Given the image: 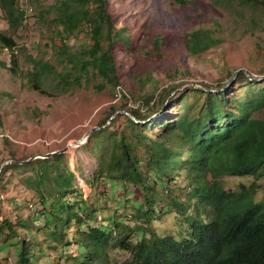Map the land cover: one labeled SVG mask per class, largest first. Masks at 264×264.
I'll use <instances>...</instances> for the list:
<instances>
[{
    "label": "trees",
    "instance_id": "16d2710c",
    "mask_svg": "<svg viewBox=\"0 0 264 264\" xmlns=\"http://www.w3.org/2000/svg\"><path fill=\"white\" fill-rule=\"evenodd\" d=\"M222 1L250 12V21L264 29V0ZM0 10L7 24L5 31L0 30V48L10 50L17 67L9 68L4 61L1 65L20 76L15 36L26 21V12L19 0H0ZM49 15V47L58 58L49 62L30 56L33 68L25 74L29 81L42 89L40 82L52 74L67 92L89 86L100 76L104 82L96 85L97 90L107 83L116 86L120 79L114 46L130 41L117 28L107 0H56L40 18ZM82 30H87L91 45L71 50L74 34ZM185 36L191 56L224 41L211 28L200 27ZM155 43L160 45L161 39L156 38ZM58 64L64 69L58 71ZM237 72L234 84L191 87L178 92L177 100L165 106L162 102L170 94L163 95L151 112L149 103L154 96H150L143 103L147 113L142 108L129 111L137 121L124 116L126 128L111 132V121L92 132L89 139L103 133L109 138L102 142L107 147L98 156L93 180L109 186L123 182L124 188L133 186L141 193L138 206L129 208L132 218L115 216L107 230L97 218L104 206L74 190L76 175L64 164L65 152L4 166L0 176L11 167L34 169L26 183L36 193L41 213L29 221L3 219L0 238L4 237V247H16L18 264L35 263L33 249L44 235L72 252L65 264H264V203L254 199L256 183L241 185L238 191H227L222 183L224 176L264 177V76ZM122 97L127 100L125 94ZM175 103L178 113L156 126L159 117L166 115L165 109ZM115 111L113 108V114ZM157 111L160 114L152 117ZM155 128L161 129L155 136L147 133ZM139 151H143L140 156ZM180 179L186 183L180 184ZM156 213L174 214L177 233L159 235L152 224ZM5 227L9 228L7 235L2 231ZM73 245L76 252L70 251ZM119 249L129 253L121 262L110 257Z\"/></svg>",
    "mask_w": 264,
    "mask_h": 264
},
{
    "label": "rangeland",
    "instance_id": "374dc122",
    "mask_svg": "<svg viewBox=\"0 0 264 264\" xmlns=\"http://www.w3.org/2000/svg\"><path fill=\"white\" fill-rule=\"evenodd\" d=\"M19 1L26 12V21L15 36L14 50L19 57L20 76L2 67L1 61L9 68H16L17 63L11 61L10 50L0 48V169L6 162L10 165L43 160L45 154L63 150L70 143L84 139L90 129L103 127V123L108 126L113 122L108 127L111 132L126 128L124 116L132 115L129 111L136 108L147 113L148 107L143 103L150 96L154 99L149 103V112L163 95L170 94L162 102L165 106L177 100L178 92L191 87L234 84L237 70V73L246 70V75L252 73L254 77L264 76V29L250 21V12L236 9L222 0H190L185 5L174 0H107L117 28H122L123 36L130 41L129 45L117 42L114 46L119 83L116 86L107 83L103 90H97L96 85L104 82L99 76L89 86L64 92L55 75L47 74L39 84L42 89H38L25 74L33 68L30 56L49 62L58 58L55 50L49 47L51 15L44 20L40 18V13L56 0ZM200 27L213 29L224 41L204 53L191 56L185 35ZM6 28L0 10V30ZM156 38L161 39L160 45L155 43ZM70 45L71 50L89 47L91 40L87 30L76 32ZM62 68V64L57 65L58 71ZM124 94L127 100L122 97ZM192 97L197 99L195 94ZM113 108L116 109L114 114ZM158 111L152 117L158 116ZM178 111L176 103L167 107L166 115L159 117L156 126L165 117L170 120ZM160 130L155 128L147 133L155 136ZM108 139L103 133L88 138L83 145L69 147L64 163L75 172L74 190L78 196L87 198L90 195L89 200L104 206L97 218L103 222L105 230L115 216L121 217L120 220L132 218L129 208L138 206L141 199V193L135 187L124 188L123 182H111L109 186L93 180L98 169V156L107 147L102 142ZM142 152L139 151L138 156ZM34 173L31 167L21 166L11 167L0 176V225L3 219L29 221L41 214L38 213L40 205L36 193L26 183V178ZM254 182V199L264 203V177L259 180L250 175L222 178L227 191H238L241 185L249 187ZM185 183L180 179V184ZM68 197L75 201L74 195ZM154 217L152 224L159 235L177 233L174 214L156 213ZM2 231L7 235L9 228ZM68 232L71 234L73 229ZM140 234L138 231L137 236ZM34 236L35 233L30 238ZM37 243L39 245L33 249L36 254L34 264H56L57 261L65 264L67 255L72 253L66 251L64 245L51 242L46 235L40 236ZM4 244L2 237L0 264H18L16 247H4ZM72 247L70 251L76 252L75 245ZM128 256L129 253L122 249L110 253L117 262Z\"/></svg>",
    "mask_w": 264,
    "mask_h": 264
},
{
    "label": "water",
    "instance_id": "95a60500",
    "mask_svg": "<svg viewBox=\"0 0 264 264\" xmlns=\"http://www.w3.org/2000/svg\"><path fill=\"white\" fill-rule=\"evenodd\" d=\"M245 72H246V74H247V71L246 70H244ZM134 120H136L135 119V117L133 116V115H130ZM113 117V116H112ZM111 117V118H112ZM137 121V120H136ZM101 127H95V128H93V129H90L88 132H87V134H86V136L84 137V139H81V140H76V141H74L73 143H70L65 149H63V150H58V151H53V152H51V153H47V154H45L44 155V158H47V157H50V156H52V155H54V154H56V153H64V152H66L67 151V149L69 148V147H72V146H79V145H83V140H88V138L90 137V135H91V133L94 131V130H98V129H100ZM85 141V142H86ZM9 162H6V163H4L3 165H2V167H1V169L0 170H2L3 169V167L5 166V165H7Z\"/></svg>",
    "mask_w": 264,
    "mask_h": 264
},
{
    "label": "clouds",
    "instance_id": "9594fccd",
    "mask_svg": "<svg viewBox=\"0 0 264 264\" xmlns=\"http://www.w3.org/2000/svg\"><path fill=\"white\" fill-rule=\"evenodd\" d=\"M85 141H86V140H83V142H84V143H86V142H87V141H86V142H85ZM84 143H83V144H84Z\"/></svg>",
    "mask_w": 264,
    "mask_h": 264
},
{
    "label": "bare ground",
    "instance_id": "6f19581e",
    "mask_svg": "<svg viewBox=\"0 0 264 264\" xmlns=\"http://www.w3.org/2000/svg\"><path fill=\"white\" fill-rule=\"evenodd\" d=\"M51 157V156H50ZM9 164V163H8Z\"/></svg>",
    "mask_w": 264,
    "mask_h": 264
}]
</instances>
